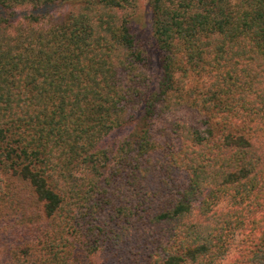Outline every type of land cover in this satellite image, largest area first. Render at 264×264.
Instances as JSON below:
<instances>
[{
  "label": "trees",
  "instance_id": "obj_1",
  "mask_svg": "<svg viewBox=\"0 0 264 264\" xmlns=\"http://www.w3.org/2000/svg\"><path fill=\"white\" fill-rule=\"evenodd\" d=\"M65 1L0 0V171L53 220L70 172L86 161L97 173L95 145L134 122L133 148L116 164L134 196L157 178L147 194L159 204L147 205L146 219L175 226L152 243L160 264H217L238 230L250 241L231 264H264V0H148L154 83L131 32L130 0H73L65 16L45 21L40 10ZM179 108L201 119L175 125L191 147L181 151L184 176L169 196L151 134ZM221 197L228 209L217 208ZM125 210L129 220L137 213ZM46 256L29 263L17 251L4 264H68L67 253Z\"/></svg>",
  "mask_w": 264,
  "mask_h": 264
},
{
  "label": "rangeland",
  "instance_id": "obj_2",
  "mask_svg": "<svg viewBox=\"0 0 264 264\" xmlns=\"http://www.w3.org/2000/svg\"><path fill=\"white\" fill-rule=\"evenodd\" d=\"M72 1L45 7L40 13L45 21L59 20L72 10ZM29 12L19 10L17 15ZM127 14L136 47L146 62V73L154 83L158 76V53L149 1L130 0ZM200 119L195 112L179 108L166 112L152 128L151 135L158 145L157 151L160 150L152 161L165 168L159 177H163L166 186L163 183L160 186L170 188L167 192L169 196L173 192L171 188L174 189L182 181L183 152H186V146L191 147L189 141L185 145L181 143L184 141L175 125H200ZM136 128L131 122L113 129L99 140L95 147L103 155L96 159L97 173L90 171L86 161L70 172L74 179L72 184L59 186L64 199L63 207L58 217L50 221L40 217L39 203H35L33 197L32 201L29 200L26 191L18 190V182L0 171V264L17 251L22 260L30 251L29 259L25 260L29 263L34 260L39 263V257L47 258L46 253L53 251L67 253L68 264H160V251L152 243L175 226L148 223L146 219L147 205L153 208L159 204L151 202L147 194L157 186V178H150L148 184L143 182L144 189H135L142 197L134 196V188L124 184V178L119 179L116 164L118 155L126 156V150L133 148L131 140L136 136ZM140 170L135 175L137 184L145 180L146 174ZM137 176H141V181L137 180ZM115 178L119 183L114 182L111 186ZM21 187L24 188L23 184ZM109 188L111 191L106 195L105 191ZM227 202V197H221L217 208L228 209ZM107 205L110 207L109 214H106ZM130 207L137 210L132 220L125 216L128 213L125 209ZM243 233L242 230L235 232L229 241L227 255L217 264H231L244 241H250V236L248 238Z\"/></svg>",
  "mask_w": 264,
  "mask_h": 264
}]
</instances>
